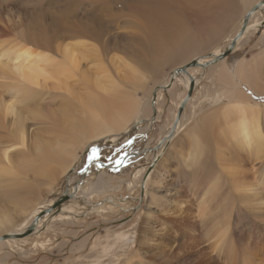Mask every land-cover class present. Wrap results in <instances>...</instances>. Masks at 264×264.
Wrapping results in <instances>:
<instances>
[{
    "label": "rangeland",
    "instance_id": "374dc122",
    "mask_svg": "<svg viewBox=\"0 0 264 264\" xmlns=\"http://www.w3.org/2000/svg\"><path fill=\"white\" fill-rule=\"evenodd\" d=\"M171 1L159 0L160 7L162 10L166 8L169 20H175L177 27L168 31L169 33L165 31L162 36L169 44L173 41L179 42L178 38L185 34L187 38L181 44H190L191 48L176 47V60H166L156 67L151 59H144L141 66L137 64L139 61L132 59L136 62L132 61L134 68L137 66L141 75L137 76V87L131 90V97L134 101L148 104L150 116L143 117L145 113L140 111L135 116L141 117L138 120L143 118V123L138 128L132 124L136 119L112 136L82 145L76 150V160L71 165V170L65 171V175H59L55 182H51V186L42 182L41 177L38 184L32 185L34 191H31L30 198L25 197L13 203L0 197V221L9 218L12 222L9 225L12 227L1 232V236L10 231L21 230L26 224L29 211L21 217L12 216L26 204L35 208L36 212H43L45 207L60 199L63 192L68 195L77 194V198L69 200V205H64L66 209L62 218L53 215L45 219L40 230H36L38 233L2 243L0 264H224L223 252L213 251L212 244L229 233L231 238L240 240L239 250L249 248V253L254 254L255 247L264 248V219L262 224L259 220L249 217L246 207V210L241 209L242 211L238 207L234 208L232 220L227 226L225 208L222 206L224 202L221 203V196L217 198L213 193L210 197L212 201L208 203L212 207L209 206L206 216L201 217L204 212L199 210V202L207 191L206 184L214 178L222 177L219 171L221 163H217L219 160H216L215 155H220L223 161H227L230 155L224 137L222 136L219 142L216 140H219V137H215V127L220 122L216 123L217 126L214 124L213 129H208V133H200V144L206 148L210 157L208 160L205 156L201 158L203 168H199L194 174L182 164V159L186 154H190V148L194 147L191 139L194 132L191 127L210 117V110L214 111L230 102L228 97L219 98L220 101L214 102L215 79H208L207 70L189 71L193 76L200 78L191 99L183 109V130L181 128L182 131L180 130L172 140L167 139L157 152L153 151L170 129L168 126L185 89L179 83L172 90L159 91V97L156 91L148 96V90L164 84L175 69L182 68L192 60L204 57L208 59L206 57L210 53L223 50L235 37L244 11L242 0H188L192 1V4L187 7L186 0H179L175 9ZM209 1L218 6L228 5L225 11L216 16L217 24H209L207 16L199 12V6ZM134 2L135 0H0V52L22 46L61 58L59 54L66 45L74 46L79 41L80 43H77L86 50L88 60H84L78 53L75 55L78 66L84 69H90L88 64L91 60L102 61L103 64H108V61L111 62L114 58L128 62L129 52L137 53L139 48L136 43L143 34L136 26L144 21L138 17L136 20V16L129 9ZM262 16L260 13L257 20ZM192 18L204 23L203 31H192L195 28ZM262 31L264 32V26L249 35L247 40H242V43L249 42L250 45L255 42V46H258L255 50L237 49L238 43L228 60L249 61L264 52ZM32 37H37L34 39L35 43L32 42ZM134 68L132 67L133 71ZM199 72H203V75ZM262 73L261 81L264 83V64ZM232 76L235 77L233 74ZM238 87V91L242 92L248 101L264 107V92H259L251 84L242 81ZM0 98L7 99V96L0 95ZM30 128L33 130L34 127ZM8 132L9 127L0 128V137L1 133ZM214 140L217 141L220 152L215 155L212 151L213 143H216ZM204 141L208 142L206 146ZM233 160L248 168L247 174L243 171L241 173L248 180H264V160L250 164V159L243 157L237 150L233 151ZM253 165L252 172L249 168ZM50 166L53 171L58 169L55 162H51ZM99 178L105 188L89 196L85 190ZM34 182L32 181V184ZM240 211L244 212L243 216ZM235 214L239 216L236 217ZM220 215L225 219H218ZM30 216L32 219V213ZM235 217L237 220H234ZM216 221H219L220 225ZM254 221L258 223V227ZM209 227L213 228L212 232L216 227L217 232L215 230L211 233ZM226 227L229 230L226 231ZM207 232L209 234H206Z\"/></svg>",
    "mask_w": 264,
    "mask_h": 264
},
{
    "label": "bare ground",
    "instance_id": "6f19581e",
    "mask_svg": "<svg viewBox=\"0 0 264 264\" xmlns=\"http://www.w3.org/2000/svg\"><path fill=\"white\" fill-rule=\"evenodd\" d=\"M178 1H171L174 9ZM242 1L245 2L242 5L244 6V11L242 10V21L237 27L234 37L236 38L239 35L236 44L241 43L242 40H247L249 35L256 33L255 31H258L264 26V0ZM253 1H255L253 5L248 8ZM260 2L262 3L261 7L256 11L253 10ZM186 3L188 4H185L187 7L192 4V1L186 0ZM227 6V4L218 6L215 2L212 3L209 1V3L199 6V12L207 16L209 24H217L216 16H219L218 14L220 12L225 11ZM159 7V0H135L129 6V9H131L130 12L136 16V20L138 17L144 23H139L136 26L140 31H143V34L141 33L142 35L141 37L139 36V41L136 43V46L139 48L137 49V53L133 54L129 52L130 55L127 54L130 57L128 62L116 58L111 59V62L116 61L114 64L110 61H108V64L105 62L103 64L102 61L91 60L92 62L90 61L88 64L90 69H84V67L78 66L77 55L75 54L78 53L84 60H88L86 56L87 52L85 49H82V46L77 43L79 42L77 40V44L75 43L74 46L66 45L61 50L59 54L61 58L54 57L55 54L33 51L30 48L22 46H15L13 49L0 52V95L7 96V99L0 98V128L9 127V132L1 133L2 137H0V197L17 203L20 199L29 197L32 194L31 191H34L32 185L38 184L41 177L42 182H46L51 186V182H55L59 175H65V171L68 172L71 170L73 167L71 165L76 160V150L80 149L82 145H88L92 141H98L103 137L112 136L136 119L137 121H133L132 124L138 128L143 123V118L138 120L141 117H135L140 111L143 114L145 113L143 117L150 116L149 105L134 101L131 97V90L137 87V76L141 75L137 66L134 68L135 65L132 61H139L140 63L137 64L140 65L143 64L144 59L146 61V58H148L153 61L156 67L160 63L163 64L166 60H176L175 57L178 56L176 55L177 52H175L176 47L181 46L185 48L188 46L191 48L190 44H181L187 38L185 34L178 38L179 42L173 41L169 44L163 38L162 35L165 31L169 33L168 31L176 29L177 23L175 20H169V15L165 12L166 8L162 10ZM248 13L250 15L245 19ZM260 13L263 16L257 20ZM193 21L195 28L192 31L201 32L204 30V23L197 18ZM35 38H31L34 43ZM171 38L173 39V37ZM233 39L230 40L223 50L210 53L206 57L208 59L204 57L203 59L192 60V62H197V65L188 68L186 73H176L175 71L177 69H175L171 75L169 74L168 80L166 82L163 81L164 84L153 87L147 92L149 96L151 92L156 91L157 97H159V91L166 89L172 90L175 85L181 83L185 89V93L179 102L181 104L184 97H186L185 95H187L191 80H193L195 88L200 78L197 75L193 76L192 72L190 74L189 71L199 69L204 72L207 70L206 75L208 79H215L214 86L216 87V95L214 96V102L220 101L218 99H223V97L230 99L228 104L221 105L214 111L210 110V117L208 116L207 119H202L204 120L203 122H197L196 125L191 127V130L194 132L192 134L193 137L191 136L194 147L193 149L190 148V154H186L184 158L182 157L183 159L180 158L183 160V166L193 173L199 170V168H203L201 167V163L203 164L201 158L205 156L206 160H208L210 157L207 154L206 148L200 144V133H208V129H213L216 123L220 122L215 127L217 131L215 137H219V140L216 139L218 142L222 136L224 137L227 151L230 155L227 161H223L220 155H215L219 152V149L217 147V141L214 140L216 143H213L214 148H212V151H214L216 160L218 159L220 161H217V163H221V168L216 164L219 167L222 177L220 179L214 178L206 184L207 191L199 202V210L202 213L204 212L203 215L201 214V217H205L206 211L211 206L208 203L212 201V198H210L212 194L215 193L217 198L221 196V203L224 202L222 206L223 209L225 208L227 226L232 220V212L236 207L240 210H246V207L248 216L255 220L261 222L264 219V180L261 178L254 181L248 180L246 176L241 174L242 171L247 174L248 168L245 165L235 163L233 160L234 150L241 152L243 157L250 159V164L261 159L264 160V107L251 103L242 92L238 91V86L240 85V81H242V83L251 84L255 90L264 92V83L261 81L262 75H260L263 72L264 52L249 61L243 59L230 61L228 59L233 53L234 47L228 55L220 58L221 54L227 49ZM143 42L147 43L144 44ZM191 63L185 64L183 67H187ZM132 67L135 71L132 70ZM199 73L203 75V72ZM137 102L139 103L133 107ZM51 103L53 104L51 105ZM179 103L176 112H173V119L168 126L170 129L158 142L160 143L158 147L163 146L167 142V139L172 140L183 126L181 122L182 114L176 120L177 111L180 106ZM31 126L34 127L33 130L30 128ZM195 127L197 128L194 131ZM205 143L204 146L208 142ZM51 162L57 164L58 169L56 171L52 170L50 166ZM253 168L254 165L250 166L249 169L252 171ZM216 175L214 176L216 177ZM32 181L35 182L32 184ZM195 181L194 179V183H196ZM103 186L99 178L85 190V193L90 196V194L96 191H102L105 188ZM63 196H65V200H61L62 196L57 200L59 201V205L56 204L57 201L51 203L48 207L44 208L43 212L34 211L35 208L30 207L29 204L23 206L22 210H19L12 216L18 215L21 217L26 211H29L27 220L25 221L26 224L23 225L21 230L17 229L16 231L7 232L6 235L21 234L26 232L28 228H31L30 235L36 234L46 218H51L53 215L62 218V214L66 209L64 205H69L67 204L69 200L77 198V194H63ZM30 213H32V219ZM241 213V216H243L244 212ZM239 214H235L237 215L236 217ZM221 217L220 215L217 218L220 219ZM217 218L213 219L217 220ZM225 218L222 217L223 220ZM235 218L234 220H237ZM8 219L5 218L0 221V233L5 232L12 223ZM210 226L213 227V225ZM209 228V231L214 233L215 230L212 232L213 228ZM227 229L229 230L226 227V231ZM206 234H209V232ZM230 235V233L228 235L225 234L212 244L213 251H217L218 253L223 252L224 264H264V248H259L260 246L255 247L256 252L254 254L249 253V248H245L244 251L239 250L238 246L241 247L240 240L231 238ZM10 241L13 240L0 241V245ZM253 243L251 246H253Z\"/></svg>",
    "mask_w": 264,
    "mask_h": 264
},
{
    "label": "water",
    "instance_id": "95a60500",
    "mask_svg": "<svg viewBox=\"0 0 264 264\" xmlns=\"http://www.w3.org/2000/svg\"><path fill=\"white\" fill-rule=\"evenodd\" d=\"M262 3H258L254 8L253 10H257L261 7ZM250 15V13H248L245 17V19ZM239 35H237L236 38L233 39V41L230 43V45L227 47L226 50H224V52L221 54L220 58L224 57L225 55H228L230 53V51L235 47L236 45V42H237V39H238ZM197 65V62H192L189 66L187 67H182V68H179L177 69L175 72L176 73H186L187 69L190 68V67H195ZM206 65V64H205ZM193 89H194V82L193 80H191V83L189 85V89H188V92H187V95L186 97L183 99L182 103L180 104L179 108H178V111H177V117H176V120L180 118L182 112H183V109H184V106L189 102V100L191 99V95H192V92H193ZM160 146V143H158L153 151H156ZM65 192H63L64 194ZM62 194V198L61 200H65V196H63ZM57 205H59V201L56 202ZM31 233V228H28L26 229V232H23L21 234H13V235H3L2 237H0V241H5V240H12V239H22L26 236H29Z\"/></svg>",
    "mask_w": 264,
    "mask_h": 264
},
{
    "label": "crops",
    "instance_id": "0c3cea01",
    "mask_svg": "<svg viewBox=\"0 0 264 264\" xmlns=\"http://www.w3.org/2000/svg\"><path fill=\"white\" fill-rule=\"evenodd\" d=\"M251 44L253 45H250L249 44V42L247 43V42H244V43H239V45H236L237 46V49H245V48H247V49H250V50H255L258 46H255L256 45V43L254 42H251ZM259 52V51H258ZM257 54V53H256Z\"/></svg>",
    "mask_w": 264,
    "mask_h": 264
}]
</instances>
